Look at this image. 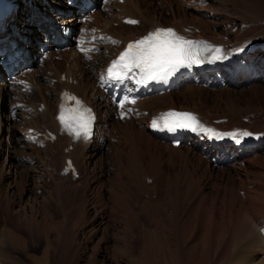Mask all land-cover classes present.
<instances>
[{
    "label": "bare ground",
    "instance_id": "bare-ground-1",
    "mask_svg": "<svg viewBox=\"0 0 264 264\" xmlns=\"http://www.w3.org/2000/svg\"><path fill=\"white\" fill-rule=\"evenodd\" d=\"M11 1L15 6V12L10 18L13 21L6 20L1 27L2 34H4L3 38L4 41L12 38L13 41L16 40L21 45L24 44L22 40L25 41L29 63L32 66L26 72L28 66H25L22 71L20 70L12 78L0 70V98L2 96L3 98L9 96L11 100L16 98L12 103V110H15L14 112L19 116L20 122L24 123L27 128L24 138L20 133H16L17 130L11 125V122H16L9 117L7 120L6 118L1 120L0 191L4 187L5 176L8 175V180L14 177V180L17 181L15 175L11 177L12 174H6V164H1L3 151L6 149V152H9L13 141L15 142L17 138L20 140L19 143L23 142L25 144H27L25 141L27 138L32 149H40V152L41 149L45 150L49 165H45L42 155H38V161L45 173L47 172L49 175V178H47L54 182L57 191L62 193L63 191L78 190L83 183L82 180L86 179V173H90L89 167L92 159L99 155V159L103 161L108 149V153H110L111 150L107 147L106 142L109 133L116 130V124L113 126L111 122L114 121L113 118L121 117L123 112L125 113L123 118L125 121L120 122L118 120L116 123L120 129L124 130V135L127 136V140L124 139V142H127L124 145L123 143L111 144L112 150L119 155L120 161L122 160L121 165L123 166L124 161L128 160L131 167L136 163L137 156H140V153L148 152L151 156V159L147 161L146 170L137 173L130 172V167L126 170L125 200L128 201L131 197L133 199L135 192H137V199L139 200L143 199L139 195L141 192L145 196L153 198L155 191H162L166 179L165 168L175 162L187 165L194 163L193 184L197 183L199 187H202L201 191H204L205 186L212 182L217 187L215 190L217 199L221 202L224 198L238 204L242 208V214L245 209L253 206L256 196H259L260 199L264 197V185H252L255 180L248 182L249 180L243 178L245 173L251 175L252 171L259 168L261 162L264 161V128L258 129L255 126L254 130L249 129L253 126L252 121L255 122L256 118L248 120L237 109L223 115L224 112H215L206 101H203V97H206V93L211 90H232L231 88L240 87L242 91H245L244 88L264 83L263 35L261 39L258 36H252L250 39L240 41H232L231 36L216 37L214 30L204 28V25L203 28H200L192 22V17L187 11L198 12L199 10L186 6L182 9L179 4L172 2L163 4L157 0H94L99 9L94 14L87 15L81 11L82 4L78 6L79 2L75 7L70 8L64 0ZM143 1L146 8L141 10L140 3ZM111 5H115L116 8L118 6L119 12L117 11L118 13L112 17L111 21L109 20V23L105 17L108 15L106 13L111 12ZM237 7L240 9L234 7L232 14L236 17L235 21H238L239 25L245 24L247 28H255L258 22H264V8L244 11L242 10V4L241 7L240 5ZM41 9L49 13L50 19H54L56 26L68 36L66 49L59 50L54 43L45 40L42 43L48 44L49 52L41 54V52L35 50L36 40L38 35H41L35 34L38 29L35 20L43 15ZM129 19L136 20L138 23H126ZM104 22H106L104 33H96V35L90 37L85 36L89 26L95 28ZM113 22L118 24V27H114ZM45 25L46 23H44ZM76 25L78 27L75 28ZM16 27H18V31ZM158 27L174 28L179 35L186 39L207 42L212 46L220 47L228 53L230 58L224 62L209 64L204 72H199L194 81L186 82L178 91H172L169 94L162 96L141 95L137 97L136 91L131 90L127 98L129 100L134 99L135 103H125L124 108L121 109L113 104V101L109 99L107 93L103 90L105 84L102 82V75L105 74L109 63L130 41L143 37ZM246 27L243 29H246ZM262 28L264 29V25ZM243 29L240 30L242 37L245 34ZM105 32H108V34H105ZM244 36L247 37V33ZM101 37L105 39L101 40ZM112 41L117 43L114 44ZM81 47L95 51V53L89 54L88 51L85 55L80 50ZM240 48L245 49L243 53L237 52ZM41 73H45L43 78L39 75ZM28 76L31 77L32 81L29 82L32 84L25 82ZM203 85H207L206 88ZM23 87H27L28 90H30L29 87H32L35 94L32 90L29 94L21 93ZM68 90L82 96L94 105L99 113L95 136L87 142L73 143L72 139L62 132L57 117L59 115L60 96L63 91ZM18 95L22 102L31 98L30 106H24L23 103H21L23 105L19 104ZM34 96L36 98L32 99ZM41 104L44 105L43 110L39 109ZM169 109L190 111L198 117L205 127L214 129L218 133L241 132L246 128L253 133V136L242 138V142L237 144L227 136L223 139H210L203 133L194 132L187 137L186 143L174 147L165 133L156 131L151 127L152 120ZM125 117L128 119H125ZM225 117H229L230 121L223 125L220 119ZM243 118L246 122H243ZM7 121L8 126L5 124ZM260 132H263V134ZM54 136H56V140L52 142ZM71 146H73V150L66 153V150ZM127 150H130V154ZM67 158L74 160L79 178L74 177L72 172L65 170ZM220 173L228 175L225 177L226 174H224L220 177ZM242 173L244 174L242 175ZM36 179L38 180V178ZM147 179H153V182L149 184ZM161 193L160 197L162 196ZM149 201L151 202V200ZM257 224H259L257 221H253L252 226L257 228V236L261 241L257 246L262 250L264 249V224L261 223L263 226ZM10 236L7 230L0 236L2 241V244L0 241V245H2L6 255L3 259L8 260L13 259ZM11 263L15 264L12 260Z\"/></svg>",
    "mask_w": 264,
    "mask_h": 264
},
{
    "label": "rangeland",
    "instance_id": "rangeland-1",
    "mask_svg": "<svg viewBox=\"0 0 264 264\" xmlns=\"http://www.w3.org/2000/svg\"><path fill=\"white\" fill-rule=\"evenodd\" d=\"M157 1L199 10L187 11L192 22L200 28L205 26L214 30L216 37L231 36L232 41H240L252 36H258L259 39L264 36V22H258L255 28H247L245 24L239 25L232 14L234 7L239 8L237 6L241 7V4L244 11L264 8V0ZM140 5L141 10L146 8L144 1ZM110 11L105 17L108 22L119 12V7L111 5ZM104 23L97 28L89 26L85 36L104 33ZM113 23L114 27H118V24ZM241 28L245 30L243 37ZM246 33L247 37L244 36ZM94 53L89 51V54ZM44 74L39 75L43 78ZM27 78L25 82L32 84L29 82L32 81L31 77ZM206 86L203 85L204 88ZM29 88L23 87L21 93L29 94L32 90L35 94V90ZM231 89L211 90L203 97V101L215 112H224L223 115L237 109L248 120L256 118L249 129L254 130L255 126L258 129L264 128V83L244 88L245 91L240 87ZM17 98L19 104L23 103L27 107L32 102L31 98L23 102L19 95ZM15 99L11 100L9 96L0 98V123L3 118L7 120L9 117L16 122H11L16 133L25 138L27 128L20 122L15 110H12ZM244 118L242 120L246 122ZM113 119L111 123L113 126L116 124V130L109 133L106 142L110 153L108 149L103 161L99 155L92 159L90 173H86V179L82 180L83 183L76 191L60 193L55 189L54 182L48 179L49 175L38 161V155H42L45 165H49L45 150L41 149L40 152V149H32L27 138L25 141L29 145L19 143L17 138L10 147V153L6 149L3 151L1 164H6V174H12L11 177L15 175L17 181L14 177L8 180V175L5 176L4 187L0 191V236L6 230L11 235V260L15 264H264V249L258 248L261 241L257 236V228L252 226L253 221H257L260 224L258 226L264 224V197L260 199L256 196L258 201L254 198L253 206L245 209L242 214L238 204L224 198L221 202L217 199V187L212 182L205 186L204 191H201L202 187L197 183L193 184L194 163L187 165L175 162L165 168L166 179L160 190L161 197L159 191H155L153 198L141 192L139 195L144 200H139L135 192L133 199L125 200V172L131 163L126 160L122 166V160L111 145H124L127 142H124V139L127 140L124 130L116 123L125 120L122 117ZM229 121V117L220 119L223 125ZM5 124L8 126V121ZM245 129L243 131H250ZM127 152L130 154V150ZM150 159L148 152L140 153L136 163L130 167V172L146 170ZM260 165L255 170L257 173L252 171V176L250 173H242L248 182L255 180L252 185H264V161ZM224 174L220 173L219 176ZM83 189L85 191L82 192ZM2 248L0 245V264H12L11 260L4 258V261L6 255Z\"/></svg>",
    "mask_w": 264,
    "mask_h": 264
},
{
    "label": "snow or ice",
    "instance_id": "snow-or-ice-1",
    "mask_svg": "<svg viewBox=\"0 0 264 264\" xmlns=\"http://www.w3.org/2000/svg\"><path fill=\"white\" fill-rule=\"evenodd\" d=\"M126 23L137 24L138 21L129 19ZM112 43L117 42L112 41ZM80 50L85 55L90 51L83 47ZM244 50L240 48L237 52L243 53ZM229 58L228 53L220 47L186 39L171 28H157L144 37L129 42L118 58L111 62L106 74L102 75V82L124 83L126 80L136 79L138 84H147L150 81L167 83L182 68L190 69L193 65L224 62ZM117 103L118 107L123 109L125 103L134 104L135 100L125 97ZM124 116L125 113L122 112L121 117ZM57 118L74 140L87 142L92 138L95 115L79 98L65 93ZM151 127L154 130L168 132L189 130L203 133L210 139H223L227 136L237 144L242 142V138L253 136V133L248 131L218 133L214 129L205 127L195 114L179 111L162 113L152 120Z\"/></svg>",
    "mask_w": 264,
    "mask_h": 264
}]
</instances>
